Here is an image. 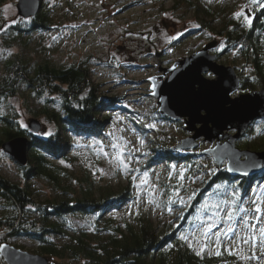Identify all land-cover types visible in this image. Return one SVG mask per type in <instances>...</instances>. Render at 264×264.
I'll return each instance as SVG.
<instances>
[{
    "label": "trees",
    "instance_id": "trees-1",
    "mask_svg": "<svg viewBox=\"0 0 264 264\" xmlns=\"http://www.w3.org/2000/svg\"><path fill=\"white\" fill-rule=\"evenodd\" d=\"M9 1L0 0V20L3 6ZM46 2L40 0V9L34 17L21 18L4 29L6 46L16 48V52L14 50L3 59L0 75V158L3 154L1 145L6 141L25 137L29 139L30 146L26 165L18 166L23 185L0 174V233L3 234L0 235V242L9 238H25L35 242L36 253L51 258H73L78 262L81 259L82 264H241L239 256L223 249H219V255L217 251L197 255L179 237L184 234L185 226L192 223L191 214L206 194L219 198L216 201L220 204L216 190L218 185L230 186L234 182V192L239 201L243 200L250 187L264 186V174L235 178L226 173L224 166H220L214 174L201 179L196 185L200 187L189 188L187 181L199 173L205 174L203 164L197 162L200 155L197 152L183 154L170 143L153 137L147 154L151 158L146 160V166L162 162L166 168L179 165L184 170L181 179L175 177L177 174L169 181L161 179V187L165 191L162 212L166 213L168 207L181 206L172 196V190L184 195L189 189L195 194L191 195L185 208L182 205L183 211L176 219L160 221L155 227L146 213L137 212L131 221L123 220L120 224L111 218V212L118 211L120 204L133 198L132 184L117 191L99 184L96 188L93 180L86 175H83L86 178L78 177L66 168L65 165L70 162L68 152L73 144L66 132L73 134L74 138L101 141L105 125L111 123V117L105 107L107 101L91 82L83 63L57 66L48 57L35 59L21 50L36 31L50 28L52 21ZM181 2L190 3V8L195 9L201 29L212 31L215 37L225 42L223 50L217 52V58L233 50L238 59L236 63L235 59L230 63L249 67L247 72L251 77L245 75L241 78L240 91L248 93L257 87L263 89L264 0L261 3L225 0L215 6L208 1L201 4L200 0L196 3L195 0H178L176 3ZM242 4L247 11L241 13L238 7ZM237 12L241 15L235 16ZM245 16L250 17V25L244 20ZM14 100H19L24 111L31 116L50 121L54 130L47 137H40L28 128H22ZM33 104L38 105L34 108ZM260 121L255 120L249 125L242 138L235 142L236 148L264 151V135L261 134L257 143L248 139L255 124ZM35 179L45 180L54 195L43 201L33 199V191L27 182ZM222 197L226 199L225 195ZM205 208L204 212L208 214L213 209L209 204ZM238 208L234 207L235 218L238 217ZM69 218L94 219L91 223L93 232L73 230L68 223ZM48 235L66 238L68 242L57 246L48 239ZM2 261L0 257V264H3Z\"/></svg>",
    "mask_w": 264,
    "mask_h": 264
},
{
    "label": "rangeland",
    "instance_id": "rangeland-1",
    "mask_svg": "<svg viewBox=\"0 0 264 264\" xmlns=\"http://www.w3.org/2000/svg\"><path fill=\"white\" fill-rule=\"evenodd\" d=\"M18 0H11L3 6L2 20H0V75L2 74L3 59L16 48L6 46L4 29L11 24L17 23L23 18L18 15L16 4ZM51 25L48 29L36 31L26 46L21 50L26 55L35 59L48 57L50 62L57 66L83 63L88 71L91 82L97 86L102 98L107 101L105 107L109 109L111 123L105 125V134L101 141L87 140L86 138H74L73 134L66 132L72 147L68 152L70 162L66 168L73 171L78 177L90 178L101 186H110L114 191L132 184L133 198L120 204L119 210L109 212L112 219L119 224L123 220H132L137 212L146 213L153 225L166 220L172 221L182 213V205L185 208L189 203L192 190H186L184 195L172 190V196L180 207H168L163 213L161 202L165 201L164 188L161 187V179L169 181L175 176L181 179L180 173L184 172L179 165L168 166L162 162H157L154 166H146L147 154L149 152L150 141L161 139L162 142L170 143L176 148L180 141L188 137L191 133L185 129L184 120L171 121L163 117L157 111L156 100L151 96L150 78L162 76L164 71L171 68L176 62L189 58L192 54L202 50L211 41L215 45L209 49L208 54L216 56L219 65L230 67L240 80L249 69L248 66H234L231 60L238 56L233 50L221 54L217 58V52L225 47V42L215 37L212 31L201 29L196 17L194 8H190V3H179L178 0H46ZM210 2L212 6L220 4L225 0H200L201 4ZM246 1V0H245ZM196 3V0H195ZM247 11V7L242 4L238 7L239 12ZM176 39H171L172 37ZM179 68V66L177 67ZM212 73L211 76L208 73ZM167 74L166 76H168ZM207 79H215L216 75L211 71L203 72ZM251 77V76H250ZM256 90H261L257 87ZM254 90V91H256ZM247 93V92H245ZM249 93V92H248ZM244 94L240 91V84L236 91L231 94V98H236ZM13 105L17 109L19 124L22 128H28L30 120L35 119L40 124V137H47L54 130L53 124L44 118L31 116L21 106L19 100H14ZM34 108L38 104H33ZM103 111L104 114L107 113ZM164 118V117H163ZM261 119V118H259ZM153 124L155 127H146ZM145 131L143 130V128ZM262 130L261 132H259ZM233 135L234 130H229ZM264 135V118L257 122L249 136V142H256ZM80 138V139H79ZM240 136L235 142H237ZM143 141L141 144L140 142ZM154 141V140H153ZM223 143V140H221ZM257 143V142H256ZM262 143V141H261ZM215 141L210 143L201 137L197 140V148L191 150H179L183 154L198 153L197 162L203 164L205 174L201 173L187 181L189 188L196 186L201 179L214 174L215 163L210 156L202 155L201 152L215 147ZM115 145V147H113ZM2 150V149H1ZM196 159V158H195ZM124 161L125 163H121ZM11 157L3 152L0 158V174L9 180L23 185L20 176V169ZM224 166V165H222ZM22 167V166H20ZM264 171L257 174L262 176ZM86 175V176H83ZM174 177V178H175ZM33 191V199L43 201L54 195L51 187L43 179L28 181ZM234 182L229 185H220L216 188L220 204L210 196L207 190L204 191L203 200L193 211L192 223L186 225L183 236L191 241L193 252L200 254L206 252H216L223 249L235 253L240 257L241 264H264V258L260 255L264 253L261 243L259 229L264 227V213L261 219H256V213L251 211L255 205L253 201H264V186L258 184L250 187L243 200L237 201L234 192ZM226 188V189H225ZM225 190L222 196V191ZM216 195V194H215ZM178 197H183L184 203ZM212 206V211L205 213V207ZM238 208V217L233 215L232 221H226L225 217L229 211L234 213V207ZM216 207H218L216 209ZM264 207V204H262ZM171 209V211H169ZM244 209V211H241ZM2 212L0 201V214ZM198 222L196 223V219ZM70 227L75 230H83L88 233L93 232L91 223L94 219L69 218ZM255 227H245L244 221ZM215 223L216 227L208 233V236L197 242L195 237H199L205 224ZM231 224L236 233L241 237H255L249 244L237 245L235 240L216 244L214 235L221 228H227ZM0 235H3L0 233ZM1 237V236H0ZM48 239L57 246L67 243L66 238L57 235H48ZM1 239V238H0ZM2 241V240H1ZM188 241L187 244H188ZM223 241V238H222ZM7 243L9 246L20 252H27L32 255H39L47 259L49 264H82L73 258H51L36 253L35 242L25 238H9L0 242V246ZM204 244L203 251L200 245ZM189 245V244H188ZM231 253V252H229ZM241 256L250 257L241 259ZM255 257V258H251ZM3 260V258H2ZM3 264H6L2 261Z\"/></svg>",
    "mask_w": 264,
    "mask_h": 264
},
{
    "label": "water",
    "instance_id": "water-1",
    "mask_svg": "<svg viewBox=\"0 0 264 264\" xmlns=\"http://www.w3.org/2000/svg\"><path fill=\"white\" fill-rule=\"evenodd\" d=\"M40 6V0H18L16 9L19 16L31 18ZM215 43L211 41L189 58L176 62L162 76L150 79V94L159 114L171 121L184 120L185 129L191 133L176 149H196L201 137L210 143L215 141V147L202 151V155L210 156L218 168L224 164L232 177H252L264 171V151L239 150L235 141L254 120L264 118V88L231 98L240 80L230 67L219 65L216 56L208 54ZM206 71L216 78H205ZM28 127L33 134L40 131L37 120H30ZM231 129L233 135L228 133ZM29 146V139L17 137L4 142L1 149L19 166H25ZM253 163L259 167H253ZM0 257L6 264H49L44 257L20 252L7 243L0 246Z\"/></svg>",
    "mask_w": 264,
    "mask_h": 264
},
{
    "label": "snow or ice",
    "instance_id": "snow-or-ice-1",
    "mask_svg": "<svg viewBox=\"0 0 264 264\" xmlns=\"http://www.w3.org/2000/svg\"><path fill=\"white\" fill-rule=\"evenodd\" d=\"M253 3H261V0H252ZM235 16H240L241 13L237 12L234 13ZM244 20L246 21V23H248L249 25L251 24V19L250 17L245 16ZM177 37H172L171 39H176ZM209 76L212 75V73H208ZM150 79H154V78H150ZM22 127H24L23 124H21ZM146 127L152 128L155 127V125L153 124H147ZM141 144L143 143V141L140 142ZM113 147H115V145H113ZM121 163H125L123 160L121 161ZM253 167H259V165L253 163L252 165ZM125 167H127L126 163H125ZM245 175L247 174L246 172L244 173ZM181 178H183V171H181L180 173ZM218 188L220 187L219 185L217 186ZM193 196L195 195L194 193L192 194ZM180 199L181 203H184V199L183 197H178ZM192 196L189 197V199H191ZM169 200H171V197H169ZM255 207L254 209H251V211H254L256 213V219L259 220L261 219V214L264 213V207H262V204H264V201L258 202V201H253L252 202ZM202 207H207V205H202ZM169 211H171V209H169ZM241 211H244V209H241ZM233 215L234 213L232 211H229L225 217L226 221H232L233 220ZM244 226L245 227H252L254 228V225H249L247 220L244 221ZM216 227L215 223H207L204 225L201 234L199 237H195L194 239L197 240L198 243H200L201 240H203L204 238H206L208 236V233L212 231V229ZM259 233L261 235V237H264V227H261L259 229ZM215 237H216V244L219 246L222 242H231V240H235L237 245L243 243V244H249L250 242L255 240V237L253 236H249L248 238H244L241 237L239 233H236L235 230L233 229V227L231 226V224H229V226L227 228H221L219 229L217 232L214 233ZM223 238V241H222ZM180 240H185L188 241V238L186 236L181 235L179 237ZM189 247H192V243L191 241H188ZM205 245L201 244L200 245V251H203ZM229 252H232V249H228ZM217 255H219V251L216 252ZM197 255H200V252H197ZM250 257H246V256H241V259H249ZM251 258H255V257H251Z\"/></svg>",
    "mask_w": 264,
    "mask_h": 264
},
{
    "label": "bare ground",
    "instance_id": "bare-ground-1",
    "mask_svg": "<svg viewBox=\"0 0 264 264\" xmlns=\"http://www.w3.org/2000/svg\"><path fill=\"white\" fill-rule=\"evenodd\" d=\"M261 246L263 247V250H264V242L261 243ZM260 257H261V258H264V253H262V254L260 255Z\"/></svg>",
    "mask_w": 264,
    "mask_h": 264
}]
</instances>
